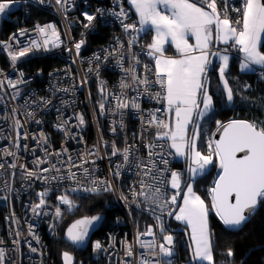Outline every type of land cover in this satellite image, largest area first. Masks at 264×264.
Instances as JSON below:
<instances>
[{"label":"built area","instance_id":"obj_1","mask_svg":"<svg viewBox=\"0 0 264 264\" xmlns=\"http://www.w3.org/2000/svg\"><path fill=\"white\" fill-rule=\"evenodd\" d=\"M242 4L243 0H217V9L223 15L227 7L226 14L236 21L240 14L232 9H240ZM9 5L18 10L12 31L0 34L3 264H56L52 246L59 238L67 211V204L58 197L99 192L108 185L123 220L113 221L104 237L93 242L92 256L97 264H172L174 258L159 254V244L168 234L164 224L173 205L162 212L156 203L133 193L141 191L142 182L153 186L146 189L148 192L159 186L163 204L170 200L172 172L181 177L184 169L177 165L169 140L157 139V133L163 130L150 124L153 116L168 122L166 103H157L154 98L161 88L154 83V61L147 55L145 39L140 32L124 29V25L140 27L127 0H61L60 4L56 0H11ZM33 6L38 14L30 21L28 11ZM122 9L126 15H117ZM86 14L93 20H87ZM44 15L49 19L39 20ZM49 24L58 39L52 36V29L46 28ZM96 27L107 28L109 36L104 44L88 50V36ZM39 28H46L52 41L46 47ZM33 41L39 47H33ZM76 44H80L79 50ZM24 48L31 50L13 62L11 53ZM236 51L237 46L224 52L240 59ZM48 57L61 60L62 65L45 74L28 71L24 66L33 59ZM255 71L264 74V68ZM133 75L137 81H133ZM145 78L151 82L147 86L138 82ZM89 81L98 94L94 107ZM120 103L127 107H119ZM133 103L139 107H133ZM210 139L212 136L205 139L207 152ZM114 145L118 150L115 155ZM149 227L152 235H142ZM153 240L154 249L142 247ZM96 243L101 247L95 248ZM176 264L189 262L177 260Z\"/></svg>","mask_w":264,"mask_h":264},{"label":"snow or ice","instance_id":"obj_2","mask_svg":"<svg viewBox=\"0 0 264 264\" xmlns=\"http://www.w3.org/2000/svg\"><path fill=\"white\" fill-rule=\"evenodd\" d=\"M56 2L60 4L61 0H56ZM10 3L11 0L0 2V13H3ZM129 3L135 9L140 27L137 28L135 24H132L124 25V29L126 32L129 30L141 32L145 26H150L154 31L151 43L147 45V55L155 64L154 83L160 85L161 88L154 98L157 103L165 102L164 111L174 113L175 117V123L172 124L153 116L150 124L154 123L158 129L163 130L157 133V139L170 140V147L175 150L176 155L188 159L189 172L193 175L202 173L208 165L216 163L219 171L213 181V186L208 189L211 208L225 226L238 228L254 213L258 201L264 199V126L241 120H232L227 124L217 121L219 138L210 139L208 152L203 154L197 150L196 141L199 139V132L195 129H198L199 125L195 123L193 114L203 117L212 105V98L208 95L205 84L207 65L211 63L209 56L218 55L217 52L210 51L213 42L228 44L231 41V46H238L239 51L245 54L244 62L240 65L242 70L247 69L249 64L264 66V54L257 50L261 35L264 34V0H243L242 8L232 9L240 14L241 18L236 21H232L226 14L227 7L224 9L225 14H221L217 9V0H200L199 3L194 0H129ZM117 15H126V13L122 9ZM85 18L89 21L93 20V17L87 14ZM46 28L52 29V36L58 39L53 25L49 24ZM46 28L38 29L45 36L43 41L45 47L52 42L46 35ZM190 39L195 42L190 43ZM133 41H129V44L131 45ZM166 44L175 48L176 55H165ZM32 46L39 47L35 41ZM76 48L79 50L80 44H76ZM30 50L24 48L19 52L11 53L12 61L15 62L19 57L27 55ZM220 59L223 61L220 67V77L224 81L227 100L231 102L233 92L224 80L228 57L225 55ZM145 68L149 69V66L145 65ZM132 79L133 81L138 80L136 75H133ZM138 82L145 86L151 83L147 78ZM10 86L15 87V84L10 82ZM121 86L128 87L127 84ZM118 106L127 107V104L120 103ZM133 107L139 106L133 103ZM101 108L103 109V104ZM157 111L161 110L157 109ZM80 120L83 123L82 117ZM190 124L195 125V128L189 139L187 132ZM117 151L114 145L113 155ZM127 159V150H125V160ZM148 171L150 172L151 169ZM28 175L31 176L32 173ZM170 183L176 191L171 199L164 200L163 204L160 203L163 194L159 186L148 192L146 189H153V186L142 182L141 191L134 192L133 195H139L149 202L156 203L162 212L169 204L176 206L178 211H168V215L174 216L177 221L186 223L191 229V240L195 246L193 259L208 261L211 264L209 208L205 200L193 191L191 183L182 188L180 174L177 172H172ZM110 188L111 185H108L105 191ZM91 190L95 191V189ZM178 196H182V204H178ZM58 199L67 204L69 208L73 206L66 196L58 197ZM43 203L44 200L41 199L40 204ZM39 206L38 204L36 207ZM246 211L248 215H245ZM57 215H59V209ZM98 219V216H94L76 221L68 229V239L73 243L83 241L87 234V225ZM157 220L159 221V217ZM160 227L163 232V225L161 224ZM142 235H152L151 227ZM172 245V236L164 235L163 242L159 244V254L171 257L173 255ZM94 247L98 249L101 245L96 243ZM142 247L154 249L156 242L153 240L142 244ZM128 254L131 255L130 250ZM153 255L156 254L153 253ZM228 255H233L231 249ZM64 261L65 264H71L72 257L64 253ZM0 264H3L2 252H0ZM143 264H151V262L144 261ZM157 264H162V262L157 261Z\"/></svg>","mask_w":264,"mask_h":264},{"label":"trees","instance_id":"obj_3","mask_svg":"<svg viewBox=\"0 0 264 264\" xmlns=\"http://www.w3.org/2000/svg\"><path fill=\"white\" fill-rule=\"evenodd\" d=\"M17 10L7 11V14L10 13V19L7 18L8 16L1 18L0 34L7 35L17 24L16 16L14 15ZM28 12L31 15L30 21L36 20L37 8L33 6ZM46 19L49 18L44 15L39 20L43 21ZM108 36L109 30L107 28L96 27L95 32L88 36L87 49L90 50L95 46L104 44ZM260 52L264 54V39L260 46ZM59 65H62L61 60L48 57L33 59L24 66L25 68L27 66L28 71L45 74ZM225 74L228 79L227 83L233 92L231 105H229L225 90L220 83L217 66L213 60L205 85L208 95L212 98L213 108L207 116L202 118L201 125L198 128L202 147L205 146L206 137L211 136L217 128V121L225 123L230 120H246L255 122L258 126H264V74L257 76L254 72L241 71L239 62L234 58ZM245 82L249 84V89L241 97L240 85L245 84ZM89 84L92 95L91 104L94 107L97 104V89L92 81H89ZM202 147V153L207 154L206 148L203 151ZM177 163L186 168V157L183 162L177 159ZM218 171L219 169L214 162L209 165L207 172L201 177L202 179L193 186L194 192L200 195L209 206L208 227L211 240V264H264V199H260L257 211L244 225L237 230L228 229L211 208V200L208 196V189L213 186V181L216 179ZM181 178H185V170ZM72 196L69 199L72 205L74 203L75 206L74 208L71 207V213L65 212L63 215L59 228V239L52 246V258L56 264H62L58 254L60 256L61 251H69L74 256V264H97L90 255L91 243L93 240L103 238L105 230L110 228L113 221H116V219L122 221L123 213L108 190ZM95 214H100L102 219L99 225L91 231L89 240L84 247L77 248L64 241V229L72 221ZM229 249L233 252L232 256L228 255ZM187 255H189L188 248L184 250V253H179L178 259L189 262Z\"/></svg>","mask_w":264,"mask_h":264},{"label":"rangeland","instance_id":"obj_4","mask_svg":"<svg viewBox=\"0 0 264 264\" xmlns=\"http://www.w3.org/2000/svg\"><path fill=\"white\" fill-rule=\"evenodd\" d=\"M196 1V0H195ZM198 2V1H197ZM199 3V2H198ZM8 8H10V10H12V9H14V6L13 5H9V7ZM208 10V9H207ZM7 16V13L6 12H3V13H0V21H1V18L2 17H6ZM218 51H220V50H218ZM236 53L237 54H240L239 53V51H236ZM241 55V54H240ZM220 56V55H219ZM219 56H217V57H219ZM234 58V57H233ZM241 58H242V55H241ZM240 58V59H241ZM234 59H236V58H234ZM236 60H238V59H236ZM255 75H257V76H262V75H258L256 72L254 73ZM225 78V81H228V79H227V77H226V74H225V76H224ZM220 83H221V81H220ZM222 84V83H221ZM222 86H223V88H224V85L222 84ZM229 86V85H228ZM230 88V87H229ZM240 96L242 97V96H244L245 95V92L249 89V84L248 83H246L245 82V84H241L240 85ZM226 94V93H225ZM229 102V101H228ZM232 104V101L231 102H229V105H231ZM201 118V117H200ZM174 118H173V120H172V123H174ZM199 126L201 125V121L200 120H198V123H197ZM196 131H198V129H195ZM196 143L198 144V147H197V150H199V151H201L202 152V150H201V147H202V142H200V140L199 139H197V141H196ZM203 143H204V141H203ZM203 148V151H204V149L206 148L205 146H203L202 147ZM181 161H183V160H181ZM208 168H209V165L206 167V169L202 172V173H200V174H196V175H193L191 172H190V179H189V183H191L192 184V186H194V184L197 182V181H200L202 178V176L207 172V170H208ZM185 170V169H184ZM216 178V177H215ZM180 179H181V186L183 185V183H184V179L183 178H181L180 177ZM171 178H170V180H169V189L172 191L171 192V197H172V195L175 193V189H173L172 187H171ZM194 191V190H193ZM197 194V193H196ZM198 195V194H197ZM73 197V196H72ZM72 201H73V199H72ZM61 202V201H60ZM62 203V202H61ZM183 203V199L181 198V201H180V204H182ZM205 203H206V206L209 208V206L207 205V202L205 201ZM74 203H73V208H74ZM73 211V210H72ZM178 211V210H177ZM66 212H68V213H71V210L70 211H66ZM94 216H98L99 217V219L98 220H96V221H93V223H91V224H89V225H87V234L84 236V239H83V241H81V242H78V243H73L71 240H69L68 239V229L73 225V224H75L76 223V221H78V220H81V219H84V218H91V217H94ZM101 219H102V216L100 215V214H95V215H91V216H84V217H81V218H78V219H75L74 221H72L65 229H64V236H63V239H64V241H66V242H68V244H71V245H74V247H77V248H80V247H84L85 245H86V243L88 242V240H89V236H90V233H91V231L93 230V229H95L98 225H99V223H100V221H101ZM174 223H176L177 225H180L178 222H174ZM185 224V226L186 227H184L183 226V228L184 229H186V231H187V235H188V240H189V244H190V247H191V251H192V254H193V251H194V245L192 244V240H191V229L190 228H188L187 227V225H186V223H184ZM182 226V225H181ZM76 231H80V229H76ZM59 239V238H58ZM95 240H93V242H94ZM93 242L91 243V253H90V255H91V258H92V260H94L93 259V256H92V252H93V249H92V246H93ZM183 244H184V246H182V248L180 249V251H179V253H181V252H183L184 253V250L186 249V248H188V245H187V243L185 242V238H184V240H183ZM210 244H211V240H210ZM188 251H189V248H188ZM64 253H68L71 257H72V261H71V264H74V256H73V254L71 253V252H69V251H61L60 252V256H59V254H58V257H59V259L61 260V263L62 264H65V261H64ZM187 257H189V255H187ZM205 262H207V261H205Z\"/></svg>","mask_w":264,"mask_h":264},{"label":"crops","instance_id":"obj_5","mask_svg":"<svg viewBox=\"0 0 264 264\" xmlns=\"http://www.w3.org/2000/svg\"><path fill=\"white\" fill-rule=\"evenodd\" d=\"M127 4H128L129 7L132 9V11H133L135 17H136V18L138 19V21H139V18H138V16H137L136 12H135V9L131 6V4L129 3V0H127ZM162 11H163V9H162ZM208 11H209V10H208ZM140 33L142 34L143 38L145 39V42H146L147 45L151 43L152 36L155 34L154 31L151 30L150 26H145V29H144L143 31H141ZM263 39H264V34L261 35L260 43H259L258 46H257V50H258V51H260V46H261V43H262ZM189 42H190V43H194L195 41L192 40V39H190ZM215 44H216L215 42L212 43L211 48H210V51H213ZM231 45H232V42H231V41H229L228 44L219 43V44H218V46H219L218 50H220V51H217L218 55H215V57H214V63H215V65L217 66V73H218V75H219V80L221 81V83H222L223 85H224V81H222V80H221V77H220V67H221V65L223 64V61L220 59V57H221V56H225V55L228 57L227 66L225 67V70H224V76H225V72L229 69L230 63H231V61H232L233 58H232L229 54L225 53L224 51H226L227 49H231V48L233 47V46H231ZM165 48H166L165 55H167V56H173V55H176V53H175V48L172 47L170 44H166V45H165ZM237 48H238V46H237ZM238 51H239V48H238ZM239 53L242 55V58H241V59H238L237 62H239V69H240L241 71H243V72H254V73H255V72H256V71H255L256 68H264V66H262V65H258V64H249V67H248L247 69L242 70L241 67H240V65H241L242 62H244L245 54H244L243 52H241V51H239ZM261 54H262V53H261ZM219 55H220V56H219ZM217 56H219V57H217ZM210 57H211V56H209V59H210ZM154 69H155V64H154ZM224 78H225V77H224ZM224 80H225V79H224ZM202 107H203V105H201V108H202ZM212 108H213V107H212V105H211L210 110L207 112V114H206L205 116H207V115L209 114V112L212 110ZM194 115H195V113L193 114V118H194ZM205 116H203V117H205ZM203 117H201V118L198 117V118H199L198 120L201 121ZM173 118L175 119V117H174V113H168V112H167V119H168V122L172 123ZM198 120H197V121H198ZM174 123H175V120H174ZM174 123H172V124H174ZM191 125H192V124H190V125L188 126V128H189V131L187 132V137H188V138H189V132H190ZM169 144L171 145V141H170V140H169ZM196 144H197V143H196ZM197 145H198V144H197ZM171 149H172V148H171ZM172 151L175 153V150H174V149H172ZM175 154H176V153H175ZM176 157H177V159H178L179 161L185 159V157H181V156H177V155H176ZM182 162H183V161H182ZM193 167H195V165H193ZM170 192H172V191H170ZM170 199H171V193H170ZM174 220L177 221L175 218H174ZM179 222H180V221H179ZM196 262H197L198 264H209L208 261L205 262V261H198V260H196Z\"/></svg>","mask_w":264,"mask_h":264},{"label":"water","instance_id":"obj_6","mask_svg":"<svg viewBox=\"0 0 264 264\" xmlns=\"http://www.w3.org/2000/svg\"><path fill=\"white\" fill-rule=\"evenodd\" d=\"M100 1V0H99ZM194 2H197V1H195L194 0ZM198 3V2H197ZM209 11H211L210 9H208ZM218 48H219V46H218V44L216 43L215 44V46H214V49H213V52H217L218 51ZM214 57H215V55H212L211 57H210V61H211V63L210 64H208L207 65V69H206V77H208V74H209V71H210V68H211V65H212V62H213V60H214ZM206 82H207V80H206ZM206 85V84H205ZM202 105V104H201ZM201 105H200V107H201ZM194 121H195V123L197 124V120H198V117L196 116V114L194 115ZM232 121V120H231ZM241 121H246V120H241ZM229 121H227V122H225L224 124H227ZM195 128V125H191V128H190V132H189V139L192 137V134H193V129ZM215 134V135H214ZM219 138V132L217 131V128L215 129V131H214V133H213V135H212V139H218ZM188 160V159H187ZM189 179H190V172H189V161L187 162V165H186V169H185V179H184V183H183V185H182V188L184 187V185H186V184H188L189 183ZM181 198H182V196H178L177 197V202H178V204H180V201H181ZM260 201V200H259ZM259 201H258V204H257V206H256V209H255V211H254V213L252 214V215H250L249 216V218L251 217V216H253L254 214H255V212L257 211V209H258V207H259ZM178 210V208L176 207V206H173V208H172V210L171 211H177ZM215 212V211H214ZM245 215H248V212L246 211V213H245ZM173 217L174 216H167V218H166V226H167V233L168 234H166V235H171L172 236V238H173V245H172V251H173V255L171 256V257H175L176 256V247H175V245H174V240L176 239V237H175V233H177V232H182L183 233V235H184V238H185V242L187 243V245H188V248H189V257H188V260H189V262H190V264H198L197 262H196V260H194L193 259V254H192V251H191V248H190V246H189V240H188V233H187V231H186V229H184V228H181V229H172L171 228V226L169 225L170 224V221L171 220H173ZM219 218V217H218ZM249 218L246 220V221H244L243 223H242V225H244L248 220H249ZM220 220V219H219ZM224 225V224H223ZM241 225V226H242ZM225 226V225H224ZM241 226H239L238 228H233V227H227V226H225V227H227L228 229H230V230H237V229H239ZM164 238V237H163Z\"/></svg>","mask_w":264,"mask_h":264},{"label":"flooded vegetation","instance_id":"obj_7","mask_svg":"<svg viewBox=\"0 0 264 264\" xmlns=\"http://www.w3.org/2000/svg\"><path fill=\"white\" fill-rule=\"evenodd\" d=\"M187 162H188V160L186 158V165H187ZM186 165H185V167H186ZM173 222H178L179 223V221H175V220L174 221H170V224L169 225L171 226L172 229H181V228H183V226L186 227L185 224L182 223V222L179 223L180 225H177L176 223H173ZM164 226H165L166 232H168L167 231L166 222H165ZM174 235L176 237V239L174 240V245L176 247V250L179 253V251L182 248V246H184V244H183L184 235H183L182 232H177Z\"/></svg>","mask_w":264,"mask_h":264},{"label":"clouds","instance_id":"obj_8","mask_svg":"<svg viewBox=\"0 0 264 264\" xmlns=\"http://www.w3.org/2000/svg\"><path fill=\"white\" fill-rule=\"evenodd\" d=\"M231 121V120H230ZM214 133V132H213ZM213 135V134H212ZM211 135V136H212ZM176 155V154H175ZM177 158V157H176ZM184 160V159H183ZM177 165H178V163H177ZM178 166H180V165H178ZM181 167H183V166H181ZM183 169H186V168H184L183 167ZM184 172V171H183ZM171 191V190H170ZM171 193V192H170ZM75 195V194H74ZM72 195H69L68 196V199L71 197ZM70 200V199H69ZM60 201V200H59ZM174 206V205H173ZM173 206H172V208H173ZM65 209H67V211H70L71 210V208H69V206L68 205H66V208ZM171 221H174V217H173V220H171ZM174 223V222H173Z\"/></svg>","mask_w":264,"mask_h":264},{"label":"bare ground","instance_id":"obj_9","mask_svg":"<svg viewBox=\"0 0 264 264\" xmlns=\"http://www.w3.org/2000/svg\"><path fill=\"white\" fill-rule=\"evenodd\" d=\"M189 246H190V244H189ZM190 248H191V247H190ZM176 252H177V253H176V256H175V257H171V258H174V259H175V260L172 259V261H171L172 264H176V263H177V260H180V259H178V258H179V257H178V256H179V253H178L177 250H176Z\"/></svg>","mask_w":264,"mask_h":264}]
</instances>
